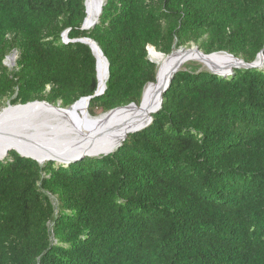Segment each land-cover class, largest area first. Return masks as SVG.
<instances>
[{"label":"trees","instance_id":"obj_1","mask_svg":"<svg viewBox=\"0 0 264 264\" xmlns=\"http://www.w3.org/2000/svg\"><path fill=\"white\" fill-rule=\"evenodd\" d=\"M86 15L85 0H0V111L93 95L97 59L81 37L109 61L93 116L141 103L159 67L149 46L247 62L264 49V0H106L82 29ZM0 264H264V68L181 69L152 123L105 156L40 164L11 150Z\"/></svg>","mask_w":264,"mask_h":264},{"label":"water","instance_id":"obj_2","mask_svg":"<svg viewBox=\"0 0 264 264\" xmlns=\"http://www.w3.org/2000/svg\"><path fill=\"white\" fill-rule=\"evenodd\" d=\"M98 1V16L93 20L89 13V0H85L86 17L82 29H90L99 22L100 15L106 0ZM69 30L63 33L64 41L68 38ZM73 41H80L88 44L97 59L98 87L93 95L85 96L68 107L60 103L52 104L46 100H35L27 103L8 104L0 111V160L5 159L11 150L19 155L32 158L40 164L47 161H55L64 165L84 159L85 157H100L108 155L118 149L127 139L130 133L141 131L148 127L153 121V114L160 110L163 104L164 93L170 87L176 73L184 64L194 57L208 58L216 61L218 56L225 55L235 61L232 66L222 64L221 71L210 70L211 72L228 76L235 68H264V49L252 62H247L240 57L227 51L206 53L198 46L189 48L180 47L166 55L157 51L154 46L148 47L149 56L151 49L163 55L165 63L159 65L157 60L150 59L158 64V71L155 82L145 86L141 103L135 102L124 106H118L103 114L93 116L89 112L91 99L102 95L107 84L100 82L101 62L106 64L107 80L109 78V61L100 45L91 37H81ZM184 50L187 56L171 62L175 54ZM18 53L14 51L8 58L15 64ZM84 103V111H75V106ZM138 109L131 119L125 124L116 128L114 120H111L114 113L118 111H129Z\"/></svg>","mask_w":264,"mask_h":264},{"label":"bare ground","instance_id":"obj_3","mask_svg":"<svg viewBox=\"0 0 264 264\" xmlns=\"http://www.w3.org/2000/svg\"><path fill=\"white\" fill-rule=\"evenodd\" d=\"M89 6V13L91 18L94 20L97 16H98V1L97 0H89L88 3ZM156 51H154L153 49L151 50V55L152 57L157 60V62L159 63V65H161L162 63H165V57L163 55H158L155 56ZM159 54V53H158ZM183 56H187L186 53H184V50L178 52L177 54H175V56L173 58H170L171 62H174L175 60H179L181 59ZM190 60H197L200 61L201 63L205 64L207 66V68L209 70H215V71H221L222 68H220V66L222 64H227V67L232 66L231 64H234L235 61L225 55H219L218 58L216 59V61H213L211 59L208 58H201V57H194L193 59ZM230 65V66H228ZM100 82L101 84H104L107 82V73H106V64L105 62H101L100 65ZM84 103L80 102L75 106V111L77 112H83L84 111ZM135 113H138V109H132L129 111H118L117 113L113 114V117L111 120H114L115 122V127L118 128L119 126L124 125L126 121H128L129 119H131L133 117V115H135Z\"/></svg>","mask_w":264,"mask_h":264},{"label":"rangeland","instance_id":"obj_4","mask_svg":"<svg viewBox=\"0 0 264 264\" xmlns=\"http://www.w3.org/2000/svg\"><path fill=\"white\" fill-rule=\"evenodd\" d=\"M192 46H194V47H197V45H195V44H192ZM191 47V46H190ZM199 47V46H198ZM184 48H189V47H184ZM158 55H160V54H158V53H156L155 54V56H158ZM151 58H153L152 57V55L150 56ZM154 59V58H153ZM6 63L9 65V66H12L13 65V61L10 59V58H8L7 60H6ZM198 66V67H200V70H205V69H208L207 68V66L205 65V64H203V63H201L200 61H197V60H190V61H187L185 64H184V66H183V68L182 69H186V68H192V66ZM188 66V67H187ZM6 107V106H5ZM98 115H100V114H98Z\"/></svg>","mask_w":264,"mask_h":264}]
</instances>
